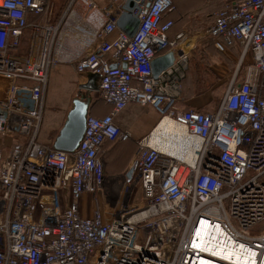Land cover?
<instances>
[{"label": "built area", "instance_id": "1", "mask_svg": "<svg viewBox=\"0 0 264 264\" xmlns=\"http://www.w3.org/2000/svg\"><path fill=\"white\" fill-rule=\"evenodd\" d=\"M82 1L90 16L101 18L98 44L72 63L78 73L99 77V94L112 110L88 116L78 146L67 152L39 138L49 75L60 61L51 2L0 0V133L15 139L7 154L0 150V264H198L200 257L238 264L195 245L201 221L219 225L261 264L264 0H234L207 27L227 44L239 41L243 57L253 55L210 112L179 105L190 55L182 48L187 33L168 36L174 22L164 16L173 0ZM124 12L139 20L133 36L117 25ZM170 51L174 64L155 78L153 59ZM132 103L151 105L160 116L156 127L166 118L180 126L196 141L184 145L193 157L162 152L143 138L135 162L145 202L110 216L98 208L84 215L81 200L102 187L104 143L130 136L115 117Z\"/></svg>", "mask_w": 264, "mask_h": 264}, {"label": "crops", "instance_id": "2", "mask_svg": "<svg viewBox=\"0 0 264 264\" xmlns=\"http://www.w3.org/2000/svg\"><path fill=\"white\" fill-rule=\"evenodd\" d=\"M78 1L77 9L69 16L65 14L73 8L72 0L68 1L65 13L58 22L50 20L59 26L53 52L60 61L49 75L39 138L53 147L70 122L74 125L82 124L90 115L102 118L112 110V104L99 94V77L89 72L78 73L72 63L84 52L95 49L98 44L95 33L101 23L99 13L92 16L85 14L84 2ZM232 1L229 0L226 5ZM167 18L174 21L168 31L170 39H175L181 33L188 35L182 48L190 55L187 71L189 77L182 81L183 99L179 105L186 109L210 112L217 108L222 99H218L219 93H223L225 87L229 86L240 63L239 79L244 74L245 66L252 62L253 55L249 52L243 57V45L239 41L227 44L222 37L206 33L207 27L214 20V14L211 23L201 28H192L178 22L179 16L176 13L171 12ZM202 18L198 14L193 15L195 21ZM45 20L46 16L43 17ZM209 77L213 79L209 80ZM159 120V114L151 105L134 103L116 115V124L123 132H129L130 136L104 143L100 152L104 176L102 187L96 195L87 194L81 200L84 215H91L96 208L101 209L105 216L112 215L120 208L121 202L118 199L123 200L128 192L132 193L133 185L141 184L135 162L138 143L148 137ZM14 142V137L7 136L0 146L7 148ZM120 186L121 190L124 189L122 197L119 196ZM106 203L111 205V210L105 209Z\"/></svg>", "mask_w": 264, "mask_h": 264}, {"label": "bare ground", "instance_id": "3", "mask_svg": "<svg viewBox=\"0 0 264 264\" xmlns=\"http://www.w3.org/2000/svg\"><path fill=\"white\" fill-rule=\"evenodd\" d=\"M145 143L162 152L173 154L179 158L189 159L184 145H195L196 141L189 138L185 131L176 123L169 119H164L158 127L154 128L145 140ZM193 155L190 159H192ZM195 245L211 253L216 257L235 261L238 264H257L255 252L238 244L235 247L232 239L223 233L219 225H210L206 221H201L195 232ZM198 264H222L200 257ZM261 264H264V257Z\"/></svg>", "mask_w": 264, "mask_h": 264}, {"label": "rangeland", "instance_id": "4", "mask_svg": "<svg viewBox=\"0 0 264 264\" xmlns=\"http://www.w3.org/2000/svg\"><path fill=\"white\" fill-rule=\"evenodd\" d=\"M68 1L69 0H52V2H51L52 10H51V13L49 15V19L54 20L55 23L58 22L60 20V18L62 17V15L65 13L64 12L65 8L69 4ZM228 1L229 0H174V9H173L172 13L178 14V16H179L178 22H183L192 28H194V27H200L201 28L203 26H207L209 24V22L211 23L213 14H215L220 9H222L227 4ZM78 5H79V1L74 2L73 8H71L68 12H66L65 15L69 16L73 11H75L77 9ZM83 6L85 7L84 4H83ZM84 12H85V14H87L86 7L84 9ZM194 14H198L199 16H202L203 18L195 21V20H193ZM67 24H68V21L65 23V25H67ZM188 77L189 76L186 73L185 79H187ZM208 79L210 80L213 78L209 77ZM208 83H209V81H208ZM227 87H225V90L222 89L223 93H221V92L219 93L220 96L218 95V99H219V97H223V94L226 91ZM200 88H202V87H200ZM5 137H7V136L0 133V143L1 144L3 143V139ZM10 146L11 145H9L7 148L0 146V150L4 154H7L11 148ZM183 159H185V158H183ZM122 187H123V185H122ZM122 187L120 186L119 191L121 190ZM123 191H124V189H122L119 192L120 197H122L123 194L121 195V193H123ZM126 197L124 196L123 200L118 199L121 202L120 207L122 205L123 206L128 205L130 207L140 208V206L145 202L142 185L141 184L140 185H133L131 198L129 200L127 198V200H126ZM106 208L111 210V205L106 203L105 209ZM262 225L263 224L259 225L258 228L261 227Z\"/></svg>", "mask_w": 264, "mask_h": 264}, {"label": "water", "instance_id": "5", "mask_svg": "<svg viewBox=\"0 0 264 264\" xmlns=\"http://www.w3.org/2000/svg\"><path fill=\"white\" fill-rule=\"evenodd\" d=\"M125 7L131 10V3L127 2ZM117 25L120 29L125 31L129 36H133L139 27V20L136 16L132 15L130 12H124L120 16ZM175 58H176L175 54L172 51L164 55L155 57L152 61L153 76L155 78H158L162 71L166 70L167 68H169L174 64ZM85 124H86V120L84 121V123L77 125H74L73 122H70L67 125L66 130L55 141L54 147L56 149L67 152L74 151L84 134ZM131 171L133 170H130V172Z\"/></svg>", "mask_w": 264, "mask_h": 264}, {"label": "trees", "instance_id": "6", "mask_svg": "<svg viewBox=\"0 0 264 264\" xmlns=\"http://www.w3.org/2000/svg\"><path fill=\"white\" fill-rule=\"evenodd\" d=\"M171 12H173V10L170 11V12H168V13H166V15L164 16V18H165V19H169V18H167V16H168ZM173 22H174V21H173ZM200 111H201V110H200ZM201 112H205V111H201Z\"/></svg>", "mask_w": 264, "mask_h": 264}]
</instances>
